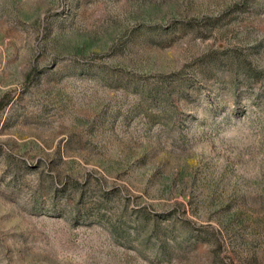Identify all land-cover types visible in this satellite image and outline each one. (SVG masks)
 <instances>
[{"label":"rangeland","instance_id":"rangeland-1","mask_svg":"<svg viewBox=\"0 0 264 264\" xmlns=\"http://www.w3.org/2000/svg\"><path fill=\"white\" fill-rule=\"evenodd\" d=\"M0 264H264V0H0Z\"/></svg>","mask_w":264,"mask_h":264}]
</instances>
